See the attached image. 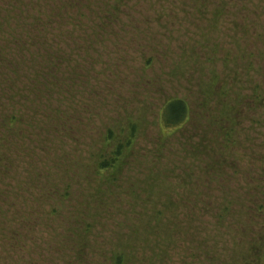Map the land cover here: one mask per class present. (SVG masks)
Instances as JSON below:
<instances>
[{"label":"rangeland","instance_id":"374dc122","mask_svg":"<svg viewBox=\"0 0 264 264\" xmlns=\"http://www.w3.org/2000/svg\"><path fill=\"white\" fill-rule=\"evenodd\" d=\"M3 2L0 0V12ZM93 2L108 10H104L103 16L112 18L111 23L103 19L98 26L90 27L88 20L83 19L86 24L83 32L88 36L86 42L77 40L78 36L74 35L79 31L76 30L65 39H58L57 49L65 48L68 43L65 49L68 57L57 72L58 81L63 83L60 87L64 86L62 90L65 91L62 106L65 110L70 106L79 111L82 108L81 118L88 124L83 131L82 125L71 120L77 141L67 142V158L87 162L84 157L99 146L105 130L116 129L119 121L127 117L139 118L143 128L132 149L134 156L128 158L126 168L118 174L111 187L112 191L106 193L105 196L109 197L104 206L99 212L94 210L95 206L92 207L91 214L99 215L96 229L91 230L88 236L91 245L108 252L129 237L131 224L141 223L139 217L134 219L138 216L136 212L141 214L144 209L151 214L154 207H160L164 211L160 238L167 234L166 221L170 223L175 217L181 221L177 223L176 231L181 229L183 233L176 242L178 247L167 249L170 256L168 264H175L181 256L185 258V264H223L224 259L234 261L236 257L246 255L247 240L259 232L256 228L251 229L246 215L249 190L251 186L264 189V177L253 184L247 179L248 173H253L251 179H260V174L264 173V102L262 107L253 104L254 84L262 83L264 88V0ZM70 14L77 17L79 12L71 10ZM73 30L70 28V32ZM53 33L58 34L55 30ZM77 61L85 69L76 71L74 80H68L67 74L72 73L71 65ZM95 75L98 81L93 79ZM13 77H9L10 81ZM21 80L22 84H13V93L16 88H28L27 80L23 77ZM95 87L101 93L99 100L93 96ZM30 93L33 97V92ZM23 95L32 99L29 93ZM168 98L185 99L191 114L180 131L161 145L158 142L157 114L160 103ZM28 106L25 111L31 116V111L34 112L32 103L29 102ZM232 114L238 117L231 131V140L237 139L236 145L222 148L218 145L220 137L214 132L219 121L228 126L227 120ZM56 125L50 128L49 122L37 123L32 128L34 133L38 131L37 136L32 133L34 138L27 144L28 156L36 161V168L43 171L49 169V158L60 141L49 143L50 155L45 157L40 147L46 144L43 141L46 136L42 135L48 133L51 138L57 137ZM205 143L209 146L202 149ZM191 145L199 147L194 151ZM73 172L75 180L84 181V171L80 173L75 167L71 169L68 162L65 174L72 176ZM24 176L18 174L0 181V245L9 239L11 231H17V235L18 230L24 232L19 225L20 217L12 216L17 212L16 207H22L17 187L24 181ZM190 182L189 189L185 186ZM77 184L72 187V192L76 193L71 198L73 205L77 204L76 201L89 199L87 191L81 190ZM4 191L12 197L8 203L15 204L14 209L6 202L1 203ZM131 193H136L135 197ZM189 193L190 199L196 201L206 196L205 201L198 204L201 207L202 203L209 205L204 207L208 208L205 215L201 213L198 216L186 206L167 209L169 201L177 204ZM198 193L205 194L197 198ZM80 194L82 197L77 200ZM255 195L258 197L257 192ZM141 198L148 203L141 205ZM65 205L66 202L63 203ZM223 207L228 208L226 217L221 216ZM252 213L258 220L255 225L264 223V209L259 215L255 211ZM111 222H121V226L114 227ZM201 226L206 228V234L196 235ZM57 227L58 234L61 227ZM43 230L29 235L36 243L24 248V254L40 248L38 253L48 242L51 246L64 245V240L57 238L55 232L49 234L51 232ZM167 239L171 240V237ZM88 248L86 245L82 250L90 252ZM193 249L199 257L189 255ZM213 250L217 260L209 257V262H205L204 257ZM37 253L30 256L37 258ZM4 255L5 252L0 250V264H9L13 252ZM19 255L13 256L14 262ZM101 262L100 255L97 257L91 252L85 264Z\"/></svg>","mask_w":264,"mask_h":264},{"label":"trees","instance_id":"16d2710c","mask_svg":"<svg viewBox=\"0 0 264 264\" xmlns=\"http://www.w3.org/2000/svg\"><path fill=\"white\" fill-rule=\"evenodd\" d=\"M56 1H59V3L56 4ZM93 1L96 0H4L1 5L0 181L18 174L20 177L25 175L23 177L24 181L19 182L17 187L18 194H21L20 198L23 201L20 205L22 207L21 209L16 207L17 212L12 215L16 219L18 216L20 217L19 225L24 232L18 230L19 234L17 235V231H11L9 239H3L4 241L0 245V250L5 252L4 256L13 252L9 264H85L87 256L91 252L97 257L100 255V258L103 259L102 264H168L170 256H168L167 249L177 248L178 244L176 242L180 239L179 236L183 234L180 232L181 229L176 231L177 223L181 221L175 217L171 219L170 223L168 220L166 221L165 231L167 234L160 238L159 229L162 227L161 221H163L164 211L160 207L158 209L154 207L151 214L144 209L141 214L136 212L138 216L135 214L137 217L134 219L136 220L139 217L141 223L138 225L131 224L133 226H130L129 237L125 238L123 236L125 240L123 239L121 244L113 246L108 252L104 253L98 250L95 248L96 246L91 245V240L88 239L91 230L96 229V220L99 215L97 213L96 215L91 214L92 207L95 206L94 210L99 212V209L104 206V201L109 197L105 196L106 193L112 191L111 187L117 181L118 174L126 168L128 158L134 156L132 149L136 146L143 128L139 118L127 117V119L119 121L120 123L116 129L107 128L105 130L99 146L90 151L87 157H84L87 162L67 158L65 152L67 142L76 143L77 141L71 120H75V123L80 124L79 126L82 125L83 131L88 124L81 118L82 108L80 112L71 106L67 110L62 106L64 103L62 95L65 91L62 90L64 86L60 87L63 83L58 81L57 72L68 57L65 50L68 43L63 42L65 48L60 47L57 49L60 43L58 39L60 37L65 39L66 36L74 34L76 30V32L79 31L74 35L78 36L77 40L83 39L86 42L88 36L83 32L86 27V24L82 21L83 19L88 20L87 24L90 27L98 26L103 19L111 23L112 18L111 20L109 18L105 19L103 16L105 15L104 10L107 12L108 10L103 9L100 3ZM71 10L78 11L79 15L77 17L71 15ZM1 14L4 15L1 16ZM96 21H98L97 24ZM70 28L74 30L70 32ZM54 30L58 34H54ZM55 37L57 38L54 40ZM85 50L86 54L87 49L85 48ZM71 67L72 73L67 74L68 80H74L76 71L85 69L78 61L73 62ZM11 76L14 77L10 81L9 77ZM77 76L79 75L77 74ZM22 77L27 80L29 83L28 88L31 87V89H26L23 86L22 89L16 88L13 93V84H22ZM93 79L99 80L97 75ZM81 82L83 84V80ZM58 85L60 88L56 89ZM106 87L108 88L109 85L106 84ZM30 92H33V97ZM23 93H29L32 99L24 97ZM66 93H68L67 90ZM253 93V104L262 107L264 102L262 83L254 84ZM18 94H21V96L19 97ZM100 95L101 93L95 87L93 96L99 100ZM29 102L32 103V110H34V112L31 111V116L26 114L25 111L29 108ZM158 109V142L162 145L166 139L180 131L190 120L191 109L185 99L179 98L163 100ZM237 119L238 117L232 114L229 115L227 120L228 126H223L221 121L217 122L219 126L217 131L214 130V134L220 137L221 141L218 143L220 147L225 148L236 145L237 139L231 140L233 134L231 131L232 127L236 125ZM43 122H49L50 128L58 124L55 128L57 137L51 138L52 135L49 134V136L48 133L42 135L46 136L43 140L46 144H42L40 147L45 157L50 155L49 143L54 140L60 141V145L57 146L58 148L54 150L52 157L49 158V169L44 171L41 170L42 168H36V161L28 156L29 148L27 145L34 138L32 137L34 125ZM37 132L34 133L36 136ZM208 146L209 144L205 143L202 149L208 148ZM198 147L199 145H191V149H194V151ZM240 147H243L242 144ZM68 162L71 169L75 167V169L80 170V173L84 171L83 182L74 179L76 176L74 172L72 176L65 174ZM43 166L45 167V165ZM252 174L248 173L247 176L250 184L257 180L261 181V178L264 177L262 172L260 179L255 177L251 179ZM58 175H60L59 179L57 178ZM192 182L186 184L185 187L190 189ZM74 184H77L76 186L80 187L81 190L85 189L87 191L89 198L87 201H76L77 204L73 205L71 198L76 195L75 192H72ZM255 192H257L258 197L254 196ZM249 193L246 215L252 227L251 229L256 228L259 232L256 237L247 240L246 255L238 256L234 261L224 259L223 264H264V234L262 233L264 223L255 225L258 220L252 213L255 211L256 215H259L263 212L264 189L262 186H255L254 189L251 186ZM131 194L134 197L136 195V193ZM189 194L188 197H183L177 204L169 201L168 206H166L167 209L170 210L172 206H176V208L186 206L189 210L196 212L198 216L201 213L205 215L208 208L204 207H209V205L202 203L203 207H201L198 204L205 201L206 196L204 195L202 200L196 201V199H190L191 193ZM203 194L205 193H198L196 197H201ZM2 195L1 203L3 204L4 202L7 204L9 198L12 199V197L6 195L5 191ZM16 197L18 198V195ZM81 197L82 194L77 200ZM140 201L141 205L148 203L143 198ZM65 202L67 205L63 206ZM8 205L11 209L15 208L13 203H8ZM176 208L173 207L174 210ZM227 213L228 208L223 207L221 216L226 217ZM120 223L111 222L114 227H120ZM58 225H60L61 231L57 234ZM205 229L204 226H201L196 235L206 234ZM38 230L51 232L49 234L55 232L57 238L64 240V245L51 246L48 242V245L41 248L38 253L37 251L40 248L32 250L29 254H24V248H28L30 243L31 245L33 242L36 243L35 240L29 237L36 234ZM173 233H175L174 236ZM0 237L1 241L2 236ZM167 237H171V240H168ZM79 245L83 248L86 245L89 246L90 252L83 251V248H80ZM101 245L102 243L99 247ZM189 252V255L199 257L195 255L194 249ZM34 253H37V258H34ZM15 254L20 255L17 257V261L14 262L13 256ZM30 255L34 256L31 257ZM209 257L217 258L214 250L212 253L207 254L203 260L209 262ZM178 263L185 264V258L181 256L175 264Z\"/></svg>","mask_w":264,"mask_h":264}]
</instances>
